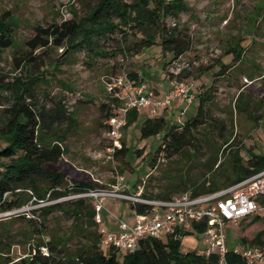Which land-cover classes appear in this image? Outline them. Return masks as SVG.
<instances>
[{
	"label": "rangeland",
	"instance_id": "obj_1",
	"mask_svg": "<svg viewBox=\"0 0 264 264\" xmlns=\"http://www.w3.org/2000/svg\"><path fill=\"white\" fill-rule=\"evenodd\" d=\"M185 1L189 10L177 17H166L164 23L168 26L175 21L177 30L186 33L189 39V47L182 56L190 68H183L180 76L195 89V99L189 105L193 111L191 115L196 112L198 97L210 95L205 105L207 122L193 131L192 145L157 160L154 151L163 131L140 138V125L145 115L141 108L140 115L124 129L122 139L128 151L113 160L106 158L107 128L100 105L107 99V82L119 74L134 73L151 87L164 83L167 62L173 57L161 50L154 28L151 32L155 42L137 53L132 47L144 34L132 29L125 34L115 30L100 36L95 49L103 54L106 51L105 56L92 55L86 49L67 52L65 43L35 50L29 48L27 40L33 37L36 25L83 18L91 11L95 0H0V15L9 12L13 17L14 39L12 46L0 51V119L3 107L11 101L14 87L10 85L15 78L26 80L39 75L32 86L34 104L48 110L45 118L49 121L57 114L56 106L60 101L69 117L53 119L54 125L65 133L66 149L61 159L47 168L63 173L69 181L89 184L86 190L109 187L118 170L127 183L142 184V193L172 196L189 190L192 181H211L220 172H228L229 159L236 150L244 158L249 157L247 149L264 154V0ZM237 39L244 50L241 61L232 64L231 55L225 50ZM226 63L230 64L218 74L221 64ZM6 84L9 88L2 89ZM160 114L168 123H176L179 118L184 121L190 113L180 117L179 111L171 108L166 113L160 110ZM209 121L218 127L208 129ZM4 144L0 138V146ZM210 157L222 160L218 168L212 165L210 169L205 164ZM216 179L224 180L223 177ZM39 182L42 188L48 186L47 181ZM174 185L181 187L175 190ZM75 194L59 200H72ZM34 199L33 196L15 210L33 218L37 225L41 223L40 236L34 230L35 223L14 217L12 212L0 211V264H28L33 247L40 239L52 240L67 255H72L88 245V233L106 228V220L111 217L103 209L100 213L102 226L96 221L95 228L87 221L75 224L63 210H55L44 219L39 207L52 201L36 202ZM106 199L105 205L114 210L112 199ZM261 229H264V222H253L252 217L228 224L225 229L228 248L240 247L242 237L251 239ZM166 237L161 235L163 240ZM203 247L201 237L193 233L186 234L180 244L181 251ZM41 250L45 252L46 248ZM122 252L118 251L119 256Z\"/></svg>",
	"mask_w": 264,
	"mask_h": 264
},
{
	"label": "trees",
	"instance_id": "obj_2",
	"mask_svg": "<svg viewBox=\"0 0 264 264\" xmlns=\"http://www.w3.org/2000/svg\"><path fill=\"white\" fill-rule=\"evenodd\" d=\"M187 10L189 6L185 0H95L91 11L83 18H70L46 26L36 25L35 33L27 40V44L29 48L35 50L47 48L50 44L59 46L65 43L67 52L86 49L92 55L105 56L106 51L103 54L102 51L95 49L98 38L107 32L118 30L125 34L132 29L144 34L132 47V51L137 53L143 47H148L155 42V36L151 32L154 28L158 33L161 50L177 58L188 49L189 39L186 33L177 30L176 25L167 26L164 21L168 16L177 17L179 13ZM13 44V17L6 12L0 15V51ZM243 50L240 39H237L230 44L225 53L231 55L230 62L234 64L241 61ZM27 61L29 62L30 58ZM229 64H221L218 74H222ZM38 76H30L26 80L16 77L14 83L10 85L14 87L11 91V101L3 107L0 138L5 144L0 146V211L18 209L34 196L36 202L52 201L39 207L42 218H47L55 210H63L68 212L75 224L87 221L95 228L94 202L90 197L78 196L69 201L59 200L68 194L83 192L90 185L69 181L63 173L47 168V165H55L66 149L63 144L65 133L58 128L59 126L54 125L53 119L64 120L69 117L59 101L55 117L53 116L52 120H46L48 110L44 107L38 108L32 101V86ZM163 76L165 78V73ZM128 77L141 82L140 77L134 73H129ZM3 88H9L8 84ZM209 100V94L200 95L195 114L182 122L168 123L164 116L157 114L143 119L139 130L140 138L163 131L162 139L154 151L157 160L167 158L172 153L180 152L192 145L195 138L193 131L207 122L205 105ZM0 104H2L1 101ZM100 107L106 120L112 112V107L107 101L101 103ZM137 117L138 111L130 110L125 128ZM213 126L218 127V124L209 121L208 129H212ZM207 134L209 135V132ZM127 151L128 147L122 139V147L116 151L115 156ZM247 152L249 157L244 158L239 150H236L229 159L228 172H220L219 176H215L211 181H192L188 185L189 190L177 194L188 192L191 196H197L212 193L264 169V154L251 149H247ZM221 162L222 160L218 157H210L205 164L211 169L212 165L218 168ZM217 177H223L224 180L217 181ZM39 181H47L48 186L42 188ZM180 187L174 185L175 190H179ZM142 196L150 199L171 197L168 195L155 197L145 193H142ZM130 207L137 212H145L150 206L130 203ZM13 214H15L14 217H21L35 223L34 230L39 233L38 236L42 234L41 223L37 225L33 218L25 217L18 212ZM252 221L264 222V216L256 214L252 216ZM198 229L202 230L203 225L201 224ZM94 232L87 235L88 245L72 255H67L62 248H58L56 242L40 239L33 247L34 251L28 259V264H217L216 253L204 256L198 250L181 251L182 238H176L173 235L167 236L165 240L154 236L144 237L134 251L122 252L119 256L117 248L99 243L102 231ZM190 233L192 231H185L183 237ZM240 242L264 244V229L257 231L251 239L242 237ZM105 246H107L106 249H104ZM42 247L46 248L45 252L41 250ZM226 257L228 264H245L240 254L233 252L232 249L228 250Z\"/></svg>",
	"mask_w": 264,
	"mask_h": 264
},
{
	"label": "built area",
	"instance_id": "obj_3",
	"mask_svg": "<svg viewBox=\"0 0 264 264\" xmlns=\"http://www.w3.org/2000/svg\"><path fill=\"white\" fill-rule=\"evenodd\" d=\"M175 21L171 25H175ZM183 68L190 64L182 55L172 58L167 63L162 95L144 81L136 82L122 73L112 77L108 82L106 101L110 104L111 114L105 120L108 145L106 158L114 159L115 153L122 147V138L130 110L139 111L148 108L151 114L160 106H167L175 99L183 101L180 116L195 99L191 83L180 76ZM178 122H182L180 119ZM114 182L106 188L88 189L74 196L91 197L94 201V219L101 222L104 200L109 197L128 202L149 205L145 212L135 209L134 220L126 222L118 219L116 232L102 231L101 243L111 245L123 252H132L142 238L154 236L161 238L173 235L183 238L185 231L199 235L204 247L198 252L204 256L216 253L217 264H228L229 249L239 253L245 264L264 262V244H242L233 248L227 246L226 226L237 223L256 214L264 216V169L227 185L215 192L191 196L188 192L176 194L168 199H150L142 196V184L132 191L125 177L115 170ZM7 212H16L7 211ZM203 225V229L198 227Z\"/></svg>",
	"mask_w": 264,
	"mask_h": 264
},
{
	"label": "crops",
	"instance_id": "obj_4",
	"mask_svg": "<svg viewBox=\"0 0 264 264\" xmlns=\"http://www.w3.org/2000/svg\"><path fill=\"white\" fill-rule=\"evenodd\" d=\"M152 87H154L157 90V95H159V96L162 95V92H163L162 90L164 88V83L163 82L162 83L161 82L157 83V85H154ZM190 106L186 108V110L184 111V113L180 117L187 116V112L188 111L190 113L188 115V117H191L193 115V114L191 115V112L193 113V111L191 110L192 107L190 109ZM171 108L175 112L179 111V114H180V111L183 108V101L181 99H175V100L171 101L167 106L158 107L156 113H154V114L162 116L160 114V110H164V112L166 113ZM144 112H145L144 118L153 115V114H151L149 112L148 108H144ZM139 115H140V111H138V116ZM180 120L182 121V118ZM137 185L138 184L134 185L133 182H132V184H131V182L129 183L130 189L132 191H134L136 189ZM109 199H112L115 209L112 210V209L109 208V206L105 205V202H106L107 199L104 200V202H103L104 208L103 209L105 210V212L109 213L111 215V217L106 220L107 227L106 228L101 227V231H105V232L113 231V232H116L118 230V227H117L118 219L125 220L126 222H132L134 220V213H133V210L130 207V202L123 201V200H120V199L116 200L113 197H109ZM126 202L128 203V206L126 205ZM100 224L102 226V222H100Z\"/></svg>",
	"mask_w": 264,
	"mask_h": 264
}]
</instances>
